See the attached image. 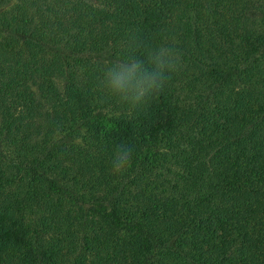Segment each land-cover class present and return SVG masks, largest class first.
<instances>
[{
    "label": "trees",
    "instance_id": "16d2710c",
    "mask_svg": "<svg viewBox=\"0 0 264 264\" xmlns=\"http://www.w3.org/2000/svg\"><path fill=\"white\" fill-rule=\"evenodd\" d=\"M162 43L163 91L102 88ZM0 264H264V0H0Z\"/></svg>",
    "mask_w": 264,
    "mask_h": 264
},
{
    "label": "clouds",
    "instance_id": "9594fccd",
    "mask_svg": "<svg viewBox=\"0 0 264 264\" xmlns=\"http://www.w3.org/2000/svg\"><path fill=\"white\" fill-rule=\"evenodd\" d=\"M145 59L130 55L114 61L104 72L101 86L120 103L139 107L164 90L170 75L181 66V54L169 44L149 47ZM133 149L126 142L115 145L111 174L120 176L131 165Z\"/></svg>",
    "mask_w": 264,
    "mask_h": 264
}]
</instances>
